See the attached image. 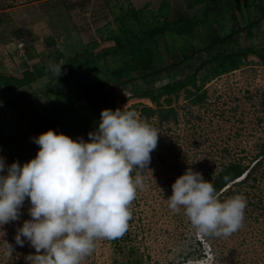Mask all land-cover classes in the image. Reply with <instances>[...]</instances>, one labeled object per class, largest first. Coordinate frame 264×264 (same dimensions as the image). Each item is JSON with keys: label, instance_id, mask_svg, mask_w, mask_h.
Listing matches in <instances>:
<instances>
[{"label": "rangeland", "instance_id": "obj_1", "mask_svg": "<svg viewBox=\"0 0 264 264\" xmlns=\"http://www.w3.org/2000/svg\"><path fill=\"white\" fill-rule=\"evenodd\" d=\"M162 1L0 0L4 22L8 20L29 27V35L23 38L25 46L22 49L26 52L22 63H15L18 58H11L14 67L18 64L16 71L9 73L6 70L0 74L20 78L27 67L36 78L30 84L0 94V124L12 135L27 132L42 110L37 94L43 93L54 77L49 70L50 62L62 61L61 69L70 70L69 60L76 54L89 51L93 57L99 48L110 42L109 35L119 30L124 16L130 17L135 10L141 9L140 17L150 20V12L156 11ZM259 1L255 0V3ZM167 2L170 5L169 20L181 15L191 17L203 6L194 0ZM225 3L232 4L233 1L224 0ZM8 11L12 13H5ZM258 11L254 7L244 8L241 3H233L232 9L225 7L223 18L212 24H201L196 29L192 45L197 49L239 30L234 42L220 44L210 54L203 51L201 58L194 56L177 63L154 82L133 79L113 91L109 101L98 111L91 112L94 117L103 109L135 110L158 130L159 138L147 169L141 170L143 188L138 189L132 202L128 230L121 238L98 240L93 253L81 264H264V63L258 56L250 54L242 58L237 69L216 74L205 81L203 78L212 65L201 64V60L208 61L216 51L237 52L246 47L264 50V20L257 21L260 18ZM233 12L237 14V20L232 17ZM130 21L134 22L133 17ZM163 41L166 46L167 42ZM170 41L176 51L188 45L181 37L170 38ZM184 52L189 53L185 49ZM7 54L12 55L8 51ZM162 58L165 66L180 61L178 56L167 54ZM25 62L28 63L24 67ZM189 75H195L194 87L188 85L177 94L163 95L158 105L140 95L146 89H156L166 83L185 82ZM83 79L81 74L70 76L68 82L64 81L66 91L71 93ZM109 83L114 84L112 80ZM167 98L169 103H166ZM113 103L115 109H112ZM145 107L151 108L153 114L148 115ZM160 112L168 113L167 119H161ZM100 118H93V124L86 126L78 120L71 127H57L54 133L90 142L88 134L98 129ZM38 150L39 145L28 134L20 145L9 148L8 154H0L6 166L0 175H6L7 167L14 162L22 166L35 158ZM9 156L13 157L12 161ZM258 159L260 161L250 176L244 179L246 174H242L217 194L221 201L236 194L246 198L243 227L232 235L201 237L183 209L178 213L169 209L167 198L172 194L171 186L188 168L200 172L212 183L228 164H240L249 169ZM132 175L135 177L136 173ZM241 177L244 180H240ZM30 207V201L25 198L19 219L0 226V264H31L30 256L36 254L35 249L24 237H21L23 247L15 242L17 230L24 221L31 219ZM5 242L14 249L10 257Z\"/></svg>", "mask_w": 264, "mask_h": 264}, {"label": "clouds", "instance_id": "obj_2", "mask_svg": "<svg viewBox=\"0 0 264 264\" xmlns=\"http://www.w3.org/2000/svg\"><path fill=\"white\" fill-rule=\"evenodd\" d=\"M63 64L49 63L55 78ZM100 117L90 142L49 129L34 138L35 158L22 166L14 162L0 175V226L18 220L25 198L30 201L31 219L17 230L15 242L23 247L24 237L35 249L31 264H81L98 240L121 238L129 228L132 202L143 188L141 170L151 161L159 132L135 110L103 109ZM5 168L0 157V173ZM171 187L169 209H183L201 237L226 238L243 227V195L221 201L214 185L191 168ZM5 244L10 257L14 249Z\"/></svg>", "mask_w": 264, "mask_h": 264}, {"label": "trees", "instance_id": "obj_3", "mask_svg": "<svg viewBox=\"0 0 264 264\" xmlns=\"http://www.w3.org/2000/svg\"><path fill=\"white\" fill-rule=\"evenodd\" d=\"M232 1L234 4L241 3L244 8H256L260 14V18L257 21L264 20V0L259 1L261 5L259 2L258 4L255 3V0ZM194 2L197 4L201 3L203 6L198 10L199 13L197 12L191 17L181 15L176 19L169 20L170 5L167 0H163L156 11L150 12V20H143L140 17L143 13L141 9L135 10L130 16L134 19L132 23L130 17L124 16L121 19L122 23L119 30L109 35L108 39L110 42L99 48L93 57L90 56L91 52L89 51L76 54L69 60L71 69L62 70L63 74L61 76L52 77L46 90L37 94L42 110L39 119L29 126L27 132L22 131L19 134L12 135L0 124V154H8V149L20 145L28 134L34 139L49 129L54 132L57 127H71L73 122L78 120H81L85 126L93 124V118L98 120L100 112L94 117H92L91 112L94 110L98 111V108L109 101L110 94L122 85H128L133 79L140 80L143 83L154 82L165 70L174 67L177 63L189 60L194 56L201 58L203 51L210 54L211 50L215 47L218 48L220 44L235 41V35L239 33V30L237 32L232 31L223 38L204 44L203 47L199 46L196 49L192 45L196 29L201 24H212L219 21L224 16V8L232 9L233 3L230 4L231 2L229 1L230 3L224 4V0H194ZM232 17L236 20L238 18L234 12ZM174 37H181L188 45L182 46L176 51L171 47L170 41V38ZM163 40L167 42L166 46L163 45ZM184 49L189 53L185 54ZM163 54L178 56L180 61L165 66L162 58ZM250 54L258 56L264 63L263 49L255 50L246 47L237 52L216 51L215 55L211 56L208 61L201 60L202 65L205 63L212 65L211 70L203 78V81L216 74L237 69L242 62V58ZM74 74H81L84 79L74 86L71 93H68L64 81L68 82L70 76ZM130 76L132 78H129ZM186 79L185 82L175 81L166 83L156 89H146L140 95L149 98L158 105L159 99L163 95L177 94L178 91L188 85L195 86V75H189ZM35 80V75L29 70L20 78L8 74H0V94L3 91L6 93L12 92ZM110 80L114 83L112 86L109 83ZM138 87L141 88V85ZM169 102L170 99L167 98L166 103ZM112 105V109H115L114 103ZM262 107L264 110V98ZM144 111L148 115L154 112L149 107H145ZM168 115V113H159L161 119H167ZM8 158L10 161L13 160V157L9 156ZM259 161L260 159L256 160L249 169L235 163H230L224 167L212 181L217 194L229 182L239 178L242 174L247 172L244 179L250 176Z\"/></svg>", "mask_w": 264, "mask_h": 264}, {"label": "crops", "instance_id": "obj_4", "mask_svg": "<svg viewBox=\"0 0 264 264\" xmlns=\"http://www.w3.org/2000/svg\"><path fill=\"white\" fill-rule=\"evenodd\" d=\"M10 15L12 12L8 11L5 12ZM7 15V14H6ZM2 15L0 14V73H4V71L8 70L9 73H12L15 70V67H18L19 63H22L23 56H25V49H22L23 45L25 46V39L27 38V35H29V27L25 25H18L13 24V22H4L3 18H1ZM14 25L13 27H10L9 25ZM12 49V50H11ZM7 51L11 53L12 55H8ZM7 54V55H6ZM9 56V57H8ZM12 56V57H11ZM15 60L20 62L15 67L13 66V62L11 61ZM9 61V62H8ZM13 63V64H12ZM28 62H25L23 65L26 66ZM11 67V68H10ZM26 70L29 68L25 67Z\"/></svg>", "mask_w": 264, "mask_h": 264}]
</instances>
